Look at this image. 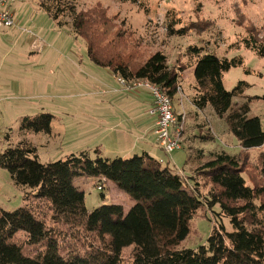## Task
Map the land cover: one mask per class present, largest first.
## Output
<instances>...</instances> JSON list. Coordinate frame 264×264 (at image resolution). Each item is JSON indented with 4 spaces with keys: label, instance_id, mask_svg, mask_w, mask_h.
Returning a JSON list of instances; mask_svg holds the SVG:
<instances>
[{
    "label": "trees",
    "instance_id": "16d2710c",
    "mask_svg": "<svg viewBox=\"0 0 264 264\" xmlns=\"http://www.w3.org/2000/svg\"><path fill=\"white\" fill-rule=\"evenodd\" d=\"M67 1L42 0L39 6L55 22L67 11L74 14V32L86 42L87 55L95 65L128 82L148 79L174 102L182 66L170 67L161 51L133 64L125 58L139 53L134 52V46L127 51L118 48L123 47L120 33L114 36L119 40V52L112 49L113 41L102 37L104 29L111 27L104 11L77 12ZM118 1L137 4L140 0ZM178 23H169V36L184 37L197 29L176 28ZM263 31L264 27H250L239 44L264 58ZM188 51L195 65L192 104L198 110L212 107L243 149L264 146L261 120L249 116L252 98L244 103L234 100L245 97L250 85L242 81L231 91L224 86L225 74L242 67L244 59L219 58L196 45ZM246 72L250 73L248 69ZM53 119L52 114L43 112L26 116L20 130L51 134ZM211 137L203 136L205 141ZM204 156L199 150L197 160L192 161L191 156L188 161L201 163L195 171L210 187L206 196L200 192L201 182L191 188L179 172L147 152L130 158H107L96 149L94 154L82 151L44 164L39 161L38 148L30 142L7 148L0 155V168L10 173L17 186L34 193L38 211L28 204L14 211L0 207V264H264V186L246 182L239 156L216 152L202 162ZM260 174L264 179V155ZM82 177L99 178L101 184L114 183L134 205L128 212L122 205H103L89 211L85 193L76 186V180ZM202 205L211 209L219 206L221 217L230 220L233 231L220 224L211 231L207 245L195 250L178 249L190 235L191 222ZM45 207L52 212V224L39 219ZM18 231L27 234L28 246H43L42 250L26 256L23 246L15 242ZM128 248L133 250L126 260L124 251Z\"/></svg>",
    "mask_w": 264,
    "mask_h": 264
},
{
    "label": "rangeland",
    "instance_id": "374dc122",
    "mask_svg": "<svg viewBox=\"0 0 264 264\" xmlns=\"http://www.w3.org/2000/svg\"><path fill=\"white\" fill-rule=\"evenodd\" d=\"M41 1L23 0L14 4L15 27L0 28V155L7 148L27 141L38 148L39 161L44 164L65 160L71 154H78L83 150L94 154L96 148L102 149L106 157H113L109 151L115 148L110 147V140L79 138L80 124L87 118L85 103H81L86 101L82 93L88 90L98 94L99 98L109 99L112 95L104 96L102 91L113 92L123 86L112 77L109 69L98 67L90 60L86 42L74 32V14L67 11L55 22L41 10ZM67 2L74 4L77 12L86 13L97 9L104 11L111 27L104 29L102 37L113 41L112 49L117 52L120 51L118 48L127 51L134 46V52L139 55L125 58L133 64H140L156 51H161L167 56L170 67H183L174 107L176 105L181 110L180 113L187 116L183 137L187 130L190 144L183 150L170 154L158 151L165 159L172 156L177 163V167L167 165L166 162L164 166L179 172L188 153L194 158L192 161H196L199 150L205 155L227 152L240 157L243 176L249 185L264 186V179L260 174L264 146L243 149L229 131L225 120L219 118L212 107L200 113L193 108L191 99L196 93L193 87L196 85L195 65L188 51L190 46L196 45L219 58L241 56L244 59L242 67L233 68L225 74L224 86L231 91L242 81L250 85L245 97L234 100L244 103L251 97L249 116L260 118L264 129V58H259L253 50L239 44L250 27H264V0H140L137 4L118 0ZM172 20L179 22L176 28L194 26L197 29L184 37L169 36L167 28ZM116 33H120L118 39L123 47H120L119 40L114 37ZM120 103L116 112L122 120L127 112L122 107L125 102ZM42 112L54 116L52 133H22V119ZM212 128L216 133L215 138L210 133ZM208 135L212 136L211 140L205 141L203 136ZM93 141L98 144H93ZM90 149L93 150L89 151ZM177 156L181 158H176ZM204 161L206 159L202 160ZM189 165L192 168L189 166L186 173H179L191 188L197 181L201 182L200 192L206 196L210 187L195 171L201 163L190 162ZM99 180L87 178L83 183L76 181L77 186L85 193L87 209L93 211L103 205H122L128 212L134 205L128 195L114 183L108 181L101 184ZM99 184L104 185L102 191L98 190ZM33 194L30 189L17 186L10 173L0 168L2 209L14 211L28 204L38 211ZM46 208L39 219L45 218L52 224V212ZM220 211L219 206L211 209L202 205L191 222L190 235L178 249L195 250L207 245L211 231L220 224L227 231H233L230 220L222 218ZM27 238L25 232L18 231L15 242L23 246L26 256H35L43 246H28ZM132 250L133 248H128L124 251L126 260L130 259Z\"/></svg>",
    "mask_w": 264,
    "mask_h": 264
},
{
    "label": "crops",
    "instance_id": "0c3cea01",
    "mask_svg": "<svg viewBox=\"0 0 264 264\" xmlns=\"http://www.w3.org/2000/svg\"><path fill=\"white\" fill-rule=\"evenodd\" d=\"M112 77L118 80V78L113 73ZM193 87L195 88V86ZM83 92L84 93H82V95L86 98V101H82L81 103H85L84 108L87 111V118L82 120L80 124V139L93 140L94 138L92 137H96V139L110 140V147L115 148V150L109 151L113 156L110 158H130L135 154L147 152L162 164H165L166 162L167 165H173L177 167V163H175L172 156H167L165 159L158 154V151L163 150L159 148L154 135L157 118L155 115L150 113L154 103L149 91L139 90L136 92H130L124 88H119L117 91L115 90L113 92H110L109 90L102 91L104 96L106 94L112 95L109 99L99 98L97 97L98 94L93 93L92 91L84 90ZM185 100H187V96H185ZM185 100H183V102ZM120 102H125L124 105L121 106L125 108L127 112V116H125V118L122 120H120L116 112L119 109V104H121ZM183 106L185 107V105ZM192 106L197 110L198 113L206 110H198L194 105ZM174 108L175 111H177V114L180 113L181 110L177 109L176 105ZM111 115H117V117H111ZM210 133L215 138L216 133L213 128L211 129ZM187 137L188 135L186 130L183 137L181 150L190 144V141ZM93 144L98 143L93 141ZM189 149V152H191V148ZM91 150L93 149H90L89 151ZM99 150L102 152L103 156L106 157L102 149ZM190 157L191 155L188 153L184 160L183 168L179 172L186 173V171L189 169V164L192 162L188 161ZM206 157L208 158L207 154L203 157V159H206ZM176 158L181 157L177 156ZM86 179L87 178L82 177L77 180L82 181L83 183ZM104 182L107 183L108 181ZM78 188L80 189V186Z\"/></svg>",
    "mask_w": 264,
    "mask_h": 264
},
{
    "label": "built area",
    "instance_id": "2783aa9c",
    "mask_svg": "<svg viewBox=\"0 0 264 264\" xmlns=\"http://www.w3.org/2000/svg\"><path fill=\"white\" fill-rule=\"evenodd\" d=\"M21 1L23 0H0V28L15 27L13 6ZM118 81L127 91L147 90L150 92L154 103L150 113L157 118L154 135L159 148L166 154L181 150L187 116L185 113H176L171 97L165 94L159 85L153 84L148 79L128 82L123 78H118ZM103 189V185L98 186V190Z\"/></svg>",
    "mask_w": 264,
    "mask_h": 264
}]
</instances>
